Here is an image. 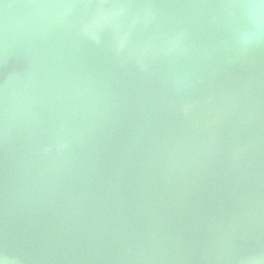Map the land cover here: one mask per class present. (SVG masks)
Instances as JSON below:
<instances>
[{
	"label": "water",
	"instance_id": "obj_1",
	"mask_svg": "<svg viewBox=\"0 0 264 264\" xmlns=\"http://www.w3.org/2000/svg\"><path fill=\"white\" fill-rule=\"evenodd\" d=\"M0 262L264 264L261 0H0Z\"/></svg>",
	"mask_w": 264,
	"mask_h": 264
},
{
	"label": "clouds",
	"instance_id": "obj_2",
	"mask_svg": "<svg viewBox=\"0 0 264 264\" xmlns=\"http://www.w3.org/2000/svg\"><path fill=\"white\" fill-rule=\"evenodd\" d=\"M261 5L264 6V0H261ZM249 8L252 9V8H258V7H249ZM256 38L258 39V34H257ZM251 39H252L251 36L246 35L242 38V42L247 44L251 41ZM0 264H2V262H0Z\"/></svg>",
	"mask_w": 264,
	"mask_h": 264
}]
</instances>
